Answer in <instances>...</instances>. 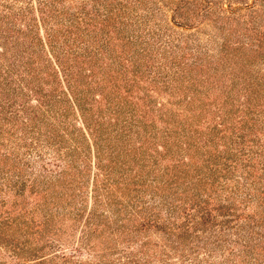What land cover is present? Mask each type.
<instances>
[{
	"label": "trees",
	"instance_id": "16d2710c",
	"mask_svg": "<svg viewBox=\"0 0 264 264\" xmlns=\"http://www.w3.org/2000/svg\"><path fill=\"white\" fill-rule=\"evenodd\" d=\"M65 1L69 2L0 0V145L9 146L17 158L24 156L23 150L32 149L35 154L30 163H40L30 184L43 193V203H38L31 221H27L28 226L37 223V228L31 226L24 233L39 234V239L47 231L56 232L58 225L66 228V220L75 225L84 217V203L68 215L54 208L74 203L95 170L93 204L85 218L81 241L95 259H79L73 248L45 253L53 243L31 245L30 237L20 241L0 229V241L8 243L12 257L21 260L27 254L34 256L25 264H173L176 254V264H264V174L256 177L250 170L257 167L256 163L244 165L245 174L239 169L246 160L256 159L264 170V142L261 140L258 149L246 155L247 142L256 139L246 135L239 139L237 134L239 128L248 125L260 128L258 117L264 114H260L263 102L258 95L264 91V68L246 84L248 97L241 125L230 121L239 107L234 104L231 114L225 108V99L219 106L221 115L215 113V123H208L202 119L208 116L209 84L225 97L219 78L224 48L229 44L225 42L214 55L201 44L200 50H189L186 38L182 41L183 36H178L175 53H163L164 60L157 65L148 60L134 62L133 78H129L130 71L121 68L122 63L117 66L122 54H134L127 48L133 28L122 18H130L124 15L127 10L133 12L145 4L149 8L158 6L159 0H125L117 5L94 0L93 11L83 7L73 11ZM227 1L194 0L193 8L186 14L178 10L177 15L189 23L206 13L215 15L213 20L229 19L236 2ZM243 3L245 10L257 12L249 1ZM118 10L117 21L112 20ZM153 16L152 12L140 15L139 26ZM246 17L241 21L249 23L243 30L250 32L248 41L236 44L232 51L244 49L247 59L256 61L264 47L263 35L258 26L252 25L254 17ZM97 26L100 28H92ZM105 59L108 61L101 64ZM169 63L176 65L173 75L180 110L176 112V135L169 126L159 135L154 132L153 121L144 122L137 108L128 106L121 88L131 92L139 87L138 77L146 73L143 65L156 67L166 76L172 74ZM199 73L205 76L200 78ZM120 78L124 84L118 82ZM200 85L204 90L198 88ZM191 88L193 95L183 97L190 95ZM205 123L209 131L199 129ZM163 138L165 153L160 148L150 152ZM46 145L53 150L49 158L39 150ZM171 154H176V171L172 172L170 166L159 168V157ZM7 157L0 158V176L6 174L7 165L13 167ZM23 175L19 172L14 183L7 180V188L27 184V178L21 181ZM63 180V188L58 190ZM78 187L79 194H74ZM152 227L162 233V238L145 236L142 240V232ZM98 235H104V245L93 241Z\"/></svg>",
	"mask_w": 264,
	"mask_h": 264
},
{
	"label": "rangeland",
	"instance_id": "374dc122",
	"mask_svg": "<svg viewBox=\"0 0 264 264\" xmlns=\"http://www.w3.org/2000/svg\"><path fill=\"white\" fill-rule=\"evenodd\" d=\"M68 1L69 2L67 1L65 2H67L68 4L67 6L70 5L71 7H73V11L74 10L81 11L80 8L82 7L84 9L91 11L94 2V0H68ZM121 1L124 2L125 0H120V1L103 0V2L112 3L114 5H117V3L118 4L121 3ZM243 1H249L252 5L255 6L257 12L252 13L249 12L248 10H245V8H243L245 7ZM193 2L194 0H159L158 6L152 5V7L149 8L148 6H145L146 4L143 6L138 5L136 11L133 12L132 11L129 12L128 10L125 11L124 15L125 16L127 15L130 18L129 19L122 18V20H124L125 22L127 21L130 22L129 25L132 26L133 28L129 33L130 41L132 42H128L129 45L127 46V48L130 52H134V54L133 56L122 54V58H118V61L120 63L118 62L117 66H120L122 63L123 66L121 68H125L126 70H129L130 72L127 73L128 77L133 78V73L131 72V69L133 68L134 62L148 60L147 62L149 64L152 63L153 65H157L161 60H164L162 55L163 53L176 52V37L181 35L183 36L182 41L184 40V38H186L185 40L189 42V46L191 47L189 50H194V51L197 49L200 50V47H198L200 45L198 44H201L202 48L207 47L210 50V52L214 53V55L217 54V52L220 50L221 45L225 44L226 42L227 44H229V46H225L224 48L225 49L224 55L225 54L226 55L224 56L225 59L222 66L223 73L220 75L219 78V82L222 84L223 89L225 90V92H223L225 97L222 98L220 95L222 94V92H220L219 89L218 90L212 89V86L209 84L210 87L208 88L209 91H207L208 95L206 97V101L208 102V106H207L208 116L207 119L204 118L202 120H206V122L214 124L215 122L212 120V118H214L215 113L217 115H221L219 106L221 104V101L225 99L226 100L225 108L227 107L228 110H231V114H233L234 104L239 107L238 113H235L234 117L233 115H231L230 121L231 123L235 121L236 124L241 125L242 124L241 117L245 116L246 100L248 97V92H247L248 89L246 88L247 86L246 84L249 82H253V79L257 75L256 71H259L260 68H264L263 65L264 63H262L264 62V47L261 49L260 59L256 58V61H251L250 59H247L246 57L247 53L244 52L245 51L244 49L237 50L235 52H233L232 50H234L233 48L235 47V45L238 43L240 44L241 41L242 42L248 41L247 33L250 32H245L243 30H244V26L249 25V23L242 24L241 21V18L244 15L248 17V18L246 17L247 19H252L251 17H254L255 21L252 22V25L254 24L255 26L259 27V31L262 32L263 35V43H264V2L260 0H233V2H236L234 3L235 13L230 14L231 18L229 19L225 18V20L222 19L221 21L213 20L215 15H211V14L207 15L206 13L203 15L201 14L198 20L189 23L184 19V17H180L179 15H177V11L181 10L183 14H186V12L189 9L193 8ZM226 2L228 1L226 0ZM149 5H151V2ZM118 12H120V10L115 12V15L113 16V18H111L112 20L117 21L116 19L118 18ZM149 12H152L154 16L150 18L149 22L143 21V23L139 26L137 21H140L139 19L140 15L145 16ZM227 13L228 12L225 11V14ZM239 15H241V17H239ZM176 16L178 18L177 21H176ZM132 18L133 20L131 22ZM100 21H101V17L98 18V23L101 26ZM179 24H181L182 26H179ZM225 25L228 26L229 28H227ZM220 26H225V29L224 30L220 29ZM92 28H100V27L97 26ZM113 34L116 35V33L114 32ZM77 35H70V36L74 38ZM80 38L81 37H79V39ZM142 40L143 42H141ZM185 46H188V44H185ZM143 48H145V51ZM226 48H229V51L227 53H226L227 51ZM189 50L187 49V53L189 52ZM228 53L230 54L228 55ZM205 55L208 54H204L203 56ZM179 56L181 55L179 54ZM182 60L187 61L188 59L182 58ZM107 61L108 60L105 59L104 62L101 64L104 65ZM205 61H209V59H205ZM168 68L172 70V74H168V76H166L165 73L161 74L159 72L160 70L156 67L150 68L147 65H143V70H145L146 73L142 75V78L138 77L137 84L139 87L134 88L133 91L131 92H127L124 86H122L121 88V93L127 95V99L129 101L128 106L137 108V110L140 112L139 115L140 117L143 118L144 122L153 121L155 124L154 132H156L159 135L164 133V130L167 128V126H169V128H173L174 130L172 133L176 135V119H177L176 112L180 110L179 109L180 106L179 105L176 106V76H175L176 74L173 75L174 74L173 72L176 70V65L172 66L169 63ZM263 72L264 69L261 70V73ZM199 74L200 75L198 77L200 78H203V76H205L203 73H199ZM194 75H196V73ZM118 82L124 84L125 81L120 78ZM216 87L220 88V86H216ZM198 88L204 90L203 85H200ZM199 93L203 97V92H199ZM189 94L190 95L183 97L188 98L189 96L193 95L192 88ZM258 96L261 99L260 101L263 102L260 110V114L262 115L264 114V91H261ZM178 98L182 99V96ZM145 112L147 115L146 117H143L142 114H144ZM177 117L178 118L182 117V115H179ZM258 118L260 121V128L253 127L252 125L250 127V125H248V127L239 128L237 132V134L240 136L239 139H241V137L244 135H246L247 138H252V140L256 139L253 142H247L248 144H246L247 147L246 150H248V152H246V155H248L249 152H252L253 149H258L259 147L258 144H261V140H263L264 142V117L259 116ZM206 124L207 123H205V125L200 128L199 126L194 125V128L198 127L199 129H202L204 131H209ZM227 132L230 133L229 130ZM168 138L174 139L175 136L173 137L169 136ZM165 140L166 139L164 138L159 139L158 142H156V144H153V148L150 150V152H154L157 148H160V150L163 153H165L166 150L164 148V143H163L165 142ZM51 149L52 148L48 145L39 148V150L42 151L43 154L45 155L47 154L46 155L47 158H49L50 156L49 153L53 154V150ZM23 152H24V156L17 158L16 154L12 153L9 146L7 147L0 145V158H5L8 156L9 158L8 157L7 158L9 163L10 164L14 163L12 164L13 165L12 168H9L10 166L7 165L6 174L0 176V183L2 184V187H0V229L7 232L9 236H12L13 234L14 236H16V239H19L20 241L26 242V238L30 237L31 241L29 242L31 243V245L35 244V242L53 243L54 244L53 247L48 251H46L45 253H49L53 251H61L63 253L68 248L70 249L73 248L77 250L78 252L77 255H79V257L81 256V258L79 259H83L87 261H89V259L90 260L95 259L92 253L89 254V252H87V250L83 246H81V241L83 236L82 229L85 226V220H86L85 218L93 204L91 192L94 187L93 178H94L95 170L93 169L91 171L90 176L88 175L89 176L87 178L88 182L86 186L85 183L83 184L82 191L80 192L81 195L76 196L74 203H72L71 205H67V206L62 205L54 208V210L61 211V213L68 215L71 214L70 212L73 209H75V206H81L84 203L86 205V211L84 217H82V219L78 221L75 225H72L70 220H66V222L63 220L64 221L63 224H66V228L65 226L58 225V229L56 232H54L53 230L47 231V233L43 235V238L39 239L40 238L39 234L25 235L24 233L26 232L27 228L28 230L31 229L33 226L34 228H37V223L30 222L28 226L27 221H31V216L34 214L33 209L38 207V203H43V196H42L43 193L38 192L37 188H32L30 184L31 179L35 175H37L35 173V169L40 168V163L39 164L30 163L34 160L33 158L35 154L34 150L25 149L23 150ZM159 158H160V164L158 165L159 168L164 169L165 166H170L172 172L174 170L176 171V168H174L176 166V154L160 156ZM41 163H43V161H41ZM51 163H53V161H51ZM250 163L257 164V167L255 168L248 167L250 168V170L253 172L254 175L255 174L259 175L260 173L264 174V170L261 169L262 166L257 162L256 159L252 161L246 160L244 164L241 165L242 167L239 168L240 174H245V169H243V167L244 165ZM135 168L138 169L139 167L138 168L135 167ZM55 169L61 170V167L58 168V166H55ZM19 172L24 174L22 176L21 181L26 178L28 179L27 184H25L24 186L18 185L17 188H13V190L10 187L7 188L6 185L8 183L7 180L9 181L12 180L11 182L14 183L15 180H18ZM227 175L229 177L231 176V174H227ZM236 175L237 172L233 176ZM241 178H242V183H245L244 180L245 177L241 176ZM261 178L264 180V175H262ZM232 179L234 178H231L229 182H231ZM64 181L65 180H63L59 185H57L58 190H62L63 188L62 183ZM132 187H135V185L134 186L132 185ZM72 191L73 188L68 190L70 194ZM74 194H79V187L74 189ZM146 197L149 199L151 198L150 195H146ZM13 218H15L14 222H13ZM142 234H143V236L141 237L142 240H145L147 238L145 236H150L153 240H157L159 239V237L162 238V233L155 227H152L149 230L145 229L142 232ZM117 238L119 240L121 239V237H117ZM68 239L70 240L69 242ZM103 239H105L104 235L102 236L98 235L93 237V241H96L101 245L103 244L102 243ZM117 243L122 244L123 242L117 241ZM136 243L140 245L141 242L136 241ZM8 248H9L8 243L1 240L0 264H25L27 260L34 257L31 256L30 254H27L24 257H22L21 260H19L15 256L12 257L13 253L10 252ZM172 263L176 264V254L172 259Z\"/></svg>",
	"mask_w": 264,
	"mask_h": 264
}]
</instances>
